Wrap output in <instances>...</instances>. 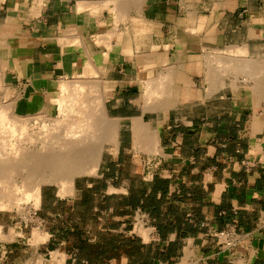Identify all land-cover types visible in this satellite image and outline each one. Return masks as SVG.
Masks as SVG:
<instances>
[{
	"label": "crops",
	"instance_id": "1",
	"mask_svg": "<svg viewBox=\"0 0 264 264\" xmlns=\"http://www.w3.org/2000/svg\"><path fill=\"white\" fill-rule=\"evenodd\" d=\"M119 1L130 17L120 24L129 30L124 48L139 47L146 55L155 51L162 54V63L187 65L183 81L187 79L189 103L204 110L160 128L159 159L162 168H170L158 175L169 180L162 212L173 209L168 221L175 225L180 215L188 231L176 229L162 237L156 219L157 232L143 242V248L154 251L148 264H264V88L260 95L251 87L214 92L205 62H197L208 52L240 47L254 53L252 57L264 54V0ZM116 9L114 0H0V72L24 113L46 111L53 116L61 79L75 76L87 54L96 60L102 77L114 82L113 97L133 90L143 96L137 61L125 53L105 56V44H100V36L114 28L112 19L121 11ZM134 18L141 21L135 24ZM133 33L138 36L133 38ZM77 39L81 45L73 44ZM127 65L134 66V73ZM202 65L206 69L198 74L208 89L197 92L196 70ZM117 66L119 74L111 76ZM218 97L231 107L216 106L213 98ZM230 98L236 99L232 103ZM133 111L143 114L142 105ZM133 117L141 116L130 115L131 124ZM161 197L157 193V199ZM125 217L116 226H123ZM171 245L177 246L173 253L168 252ZM111 261L145 264L125 252Z\"/></svg>",
	"mask_w": 264,
	"mask_h": 264
},
{
	"label": "bare ground",
	"instance_id": "2",
	"mask_svg": "<svg viewBox=\"0 0 264 264\" xmlns=\"http://www.w3.org/2000/svg\"><path fill=\"white\" fill-rule=\"evenodd\" d=\"M114 3L117 9L121 8L119 12L116 9L117 16L112 19L114 28L104 32L105 35H99L100 44H105L107 50L105 56L125 53L134 58L139 65L138 76L145 82V110L169 108L173 98L175 101L173 96L178 88L177 76L180 71L184 72L183 67L162 63V54L155 51L146 55L140 52L139 47L124 48L123 37L129 30L120 24L130 17L127 18L122 10V1L114 0ZM132 21L139 22L141 19L134 18ZM143 22L147 21L143 18ZM132 35L133 38L138 36L137 33ZM79 40H72L73 44H80ZM89 55H86L84 64L75 76L61 79L59 96L53 100L59 108V114L55 117L46 111L24 114L17 97L5 101L9 91L0 72V212H16L25 220L28 219L41 206L44 184L56 183L60 196L70 195L75 189L76 176L96 174L104 153L119 148L121 118L108 114L105 90L110 87L102 77L96 60ZM252 56L248 55L245 47H240L208 52L199 57L197 62H205L213 91L223 87L229 80L232 85L248 83L253 92L260 95L264 88V63ZM33 120L38 122L32 124ZM131 128L135 145L153 153L159 152L158 129H153L143 117L132 118ZM4 228L0 223V242L13 234L12 230L6 232ZM33 233L35 244L48 238L47 233L38 229ZM142 233L146 235L143 229ZM57 254L53 257H59ZM36 264H43V258H39Z\"/></svg>",
	"mask_w": 264,
	"mask_h": 264
},
{
	"label": "rangeland",
	"instance_id": "3",
	"mask_svg": "<svg viewBox=\"0 0 264 264\" xmlns=\"http://www.w3.org/2000/svg\"><path fill=\"white\" fill-rule=\"evenodd\" d=\"M147 24L143 22V25ZM248 55L251 54L248 53ZM257 59L264 63V54L261 53ZM177 66L183 67L184 72L178 73V88L173 96L175 104L172 103L169 108L145 110V82L142 97H139L137 90H133L125 97H113L110 93L115 84L104 79L110 87L105 90L108 114L111 117L121 118L119 148L104 153L96 174L76 176L75 189L70 195L60 196L59 186L56 183L44 184L41 206L28 219L25 220L16 212L1 211L0 223L5 227L6 232L12 230L13 234L9 235L8 239L11 236L9 240L0 242V264H25V262L33 264L32 261L36 264L41 257L43 264H113L111 259L120 252H125L134 261L143 263L148 260L149 256L154 257L153 249L143 248V242H148L153 238L156 231V218L139 207L132 208L126 205L125 201L126 198L132 199L139 195L142 190L149 187V183L155 176L161 175L163 170L170 168L166 167V164L162 168L159 159L161 147H159V152L153 153L135 145L129 117L130 115L141 116L146 123L151 124V127L153 129L155 127L159 132L160 128L168 123H180L193 114H203V106L198 103H189L191 97L189 96L190 91L187 90V79L183 81L185 75L183 73L187 72V67ZM127 67L131 73H134L133 65H127ZM205 67L202 65L201 69L196 70L195 88L197 92L207 88L203 75L198 74L199 70L203 71ZM120 70V66H117L111 76L118 75ZM179 76L180 81H178ZM207 83H211L208 77ZM232 84L227 80L221 88L230 91L236 87L238 89L251 87L243 82H239L238 85ZM58 96L59 90L57 91ZM10 98L12 97L8 93L5 101ZM235 99L230 98L229 100L233 103ZM213 103L216 106L231 107L230 101L219 97L213 98ZM141 105L143 114L133 111L139 110ZM58 112L59 108L53 117L57 116ZM36 122L38 121H31L32 124ZM125 205L128 209H124ZM123 215L126 216V223L123 226H116ZM35 229L47 233L48 238L35 244L33 238ZM142 229L147 236H144ZM176 248L177 246H174L171 252H175ZM56 252L62 260L59 257H53Z\"/></svg>",
	"mask_w": 264,
	"mask_h": 264
},
{
	"label": "trees",
	"instance_id": "4",
	"mask_svg": "<svg viewBox=\"0 0 264 264\" xmlns=\"http://www.w3.org/2000/svg\"><path fill=\"white\" fill-rule=\"evenodd\" d=\"M150 192L147 193L146 190H142L139 195H136L132 199L126 198L125 204L128 206H131L132 208H141L143 211L150 213L153 217L157 219L156 225L158 228L159 233L162 237H165V235L171 231L178 230V231H188V227L183 228L182 227V219L181 216L176 217V223L173 225L170 220L168 221L169 216L171 214L175 215V212L173 209H169V211L162 215V206L164 204V198L166 197L167 191L169 189V180L164 179L160 176H155L154 179L149 183ZM161 193L162 197L160 199H157V193ZM168 221L167 223L164 221ZM173 246L171 245V248L168 249L169 253H172ZM161 260H165L166 256L165 254H162ZM153 257L148 258V260L145 262V264H148L151 262Z\"/></svg>",
	"mask_w": 264,
	"mask_h": 264
}]
</instances>
